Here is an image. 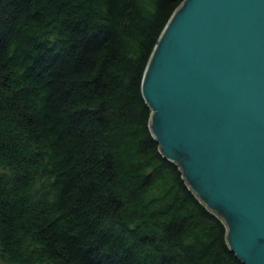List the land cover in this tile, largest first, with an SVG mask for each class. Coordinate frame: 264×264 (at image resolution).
<instances>
[{
	"label": "trees",
	"instance_id": "1",
	"mask_svg": "<svg viewBox=\"0 0 264 264\" xmlns=\"http://www.w3.org/2000/svg\"><path fill=\"white\" fill-rule=\"evenodd\" d=\"M185 1L0 0V261L246 264L142 91Z\"/></svg>",
	"mask_w": 264,
	"mask_h": 264
},
{
	"label": "water",
	"instance_id": "2",
	"mask_svg": "<svg viewBox=\"0 0 264 264\" xmlns=\"http://www.w3.org/2000/svg\"><path fill=\"white\" fill-rule=\"evenodd\" d=\"M151 129L231 249L264 264V0H186L144 74Z\"/></svg>",
	"mask_w": 264,
	"mask_h": 264
},
{
	"label": "rangeland",
	"instance_id": "3",
	"mask_svg": "<svg viewBox=\"0 0 264 264\" xmlns=\"http://www.w3.org/2000/svg\"><path fill=\"white\" fill-rule=\"evenodd\" d=\"M0 264H6V263H3L2 261H0Z\"/></svg>",
	"mask_w": 264,
	"mask_h": 264
},
{
	"label": "bare ground",
	"instance_id": "4",
	"mask_svg": "<svg viewBox=\"0 0 264 264\" xmlns=\"http://www.w3.org/2000/svg\"><path fill=\"white\" fill-rule=\"evenodd\" d=\"M143 85V84H142ZM143 91V90H142Z\"/></svg>",
	"mask_w": 264,
	"mask_h": 264
}]
</instances>
